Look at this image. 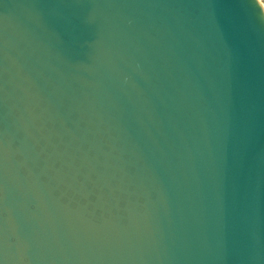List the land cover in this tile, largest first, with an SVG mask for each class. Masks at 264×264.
<instances>
[{"label": "water", "instance_id": "1", "mask_svg": "<svg viewBox=\"0 0 264 264\" xmlns=\"http://www.w3.org/2000/svg\"><path fill=\"white\" fill-rule=\"evenodd\" d=\"M0 264H264L260 3L0 0Z\"/></svg>", "mask_w": 264, "mask_h": 264}, {"label": "bare ground", "instance_id": "2", "mask_svg": "<svg viewBox=\"0 0 264 264\" xmlns=\"http://www.w3.org/2000/svg\"><path fill=\"white\" fill-rule=\"evenodd\" d=\"M253 2L260 3L262 15H264V1L263 0H252Z\"/></svg>", "mask_w": 264, "mask_h": 264}]
</instances>
